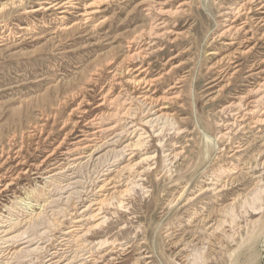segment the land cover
I'll list each match as a JSON object with an SVG mask.
<instances>
[{
    "label": "rangeland",
    "instance_id": "1",
    "mask_svg": "<svg viewBox=\"0 0 264 264\" xmlns=\"http://www.w3.org/2000/svg\"><path fill=\"white\" fill-rule=\"evenodd\" d=\"M52 1L67 0H0V213L6 215L11 201L25 198L28 189L42 184L31 164L51 166L53 158L42 163L44 156L65 133H76L97 112L94 106L110 85L109 71L122 58L125 40L148 22L145 6L138 4L166 2V8H175L185 1L180 12L164 17L167 27L183 34L174 42L172 35L155 38L154 48L163 50L143 63L152 69L149 77L163 74L152 87L157 96L183 76L181 86L172 89L180 91L179 98L168 103L178 129L165 131L160 137L163 147L150 137L145 149L136 153L137 159L155 155L148 162L155 168L146 170L145 163L132 173V189L121 198L122 206L106 205L101 213L106 223L87 238L115 239L126 248L106 255L98 264H264V165L259 169L262 192L256 202L233 201L219 231L213 237L204 231L206 223L218 217L219 208L252 189L254 174L259 173L246 166L263 148L264 124L245 130L233 127L223 139L217 135L222 129L218 124L231 121L235 114L230 103L262 77L254 71L262 70L264 63L249 69L264 57V42L237 58L239 70L227 79L225 89L219 90L227 82L224 79L210 82L217 74L208 69L220 56L209 51L225 53L235 47L227 50L224 40L212 39L224 25V13L241 0H79L61 20L59 8L45 9L47 4L42 3ZM92 1L99 3L101 11L85 22L80 14ZM34 8L40 9L31 12ZM179 62L183 64L171 69ZM80 101L78 113L74 108ZM73 136L63 139L55 157ZM18 148L19 158L14 154ZM165 148L181 150L171 167L164 161ZM228 169L233 180L217 193L212 182ZM8 181L13 184L5 187Z\"/></svg>",
    "mask_w": 264,
    "mask_h": 264
},
{
    "label": "bare ground",
    "instance_id": "2",
    "mask_svg": "<svg viewBox=\"0 0 264 264\" xmlns=\"http://www.w3.org/2000/svg\"><path fill=\"white\" fill-rule=\"evenodd\" d=\"M96 2L92 1L83 6V12L80 15L85 22L89 21L93 14L101 11L99 3ZM42 3L47 4L45 9L59 8L61 20L66 13H69V8L75 7L79 0ZM165 3L153 1L138 4L145 6L143 10L144 15L149 16L148 22L145 26L137 28L138 30L125 40L126 50L122 58L109 71L110 85L94 106L98 109L97 112L87 119L76 133H65L62 140L44 156L42 163L53 158L54 162L51 166L43 167L41 163L36 166L31 164L36 170L35 178H39L42 184H35L28 189L25 198L14 196L16 199L11 201V205L5 209L7 214L0 213V264H98L106 255L126 249L116 243L115 239L90 241L87 236L93 229L106 223L107 217L101 216L106 205L116 203L119 208L122 206L121 198L132 189L130 185L134 182L131 178L132 173H136L137 169L145 163L144 169L155 168L152 164H148L155 155L144 154L137 159L136 153L145 149L150 137H154L157 145L163 147L160 137L166 130L178 129L168 103L179 98L180 91L175 89L173 92L172 89L181 86L179 84L183 76L176 78L173 83L176 85H169L167 89H163V95L157 96L156 91H152V87L163 74L149 77L152 69L150 65L143 64L153 53L163 50L161 46L154 48L152 41L155 38L172 35L173 39L168 40L174 42L177 36L183 34L174 31V26L167 27L164 17L180 12L186 2L182 1L175 8H166ZM38 9L40 8L30 11L36 12ZM223 16L224 25L219 32L215 33L212 42L224 40L222 45L227 50L235 47L231 51L222 52L224 54L214 50L208 53L212 56L220 55L208 68L215 70L217 74L210 82L218 79L227 81L219 90L225 89L230 83L227 79L238 72L237 58L240 55H249L257 47L258 42H264V0H241L228 8ZM178 55L179 53L170 56L167 62ZM136 63L138 64L134 66ZM261 63H264V57L252 63L249 70L259 69ZM182 64L183 62L174 64L171 69ZM229 70L232 72L229 73ZM169 71L170 69L165 74ZM257 73L262 74L260 80L230 103L236 108L235 114L230 118L231 121L217 123L222 127L218 131L219 139L228 136L233 127L245 130L259 128L264 124V108L262 107L264 68L258 72L254 71V74ZM81 103V101L78 102V107L74 108L78 113L82 111ZM71 134H74L71 142L62 149L58 157H55L63 139ZM262 140V150L255 160L252 159L253 163H247L246 167L250 171H259L260 166L264 165V138ZM19 150L20 148L14 151L18 158L21 151ZM162 152L164 161L167 166L170 165L169 167L181 156V150L165 148ZM17 164L24 163L18 161ZM231 173L233 171L228 169L216 176L212 182L213 190L218 193L226 189L233 180ZM261 176L260 171L254 174L255 182L252 189L219 208L216 212L218 217L211 223H206V218L202 220L207 224H203L206 225L204 231L207 232V236H212L219 231L225 215L231 211L233 201L242 199L241 205L256 202L262 192ZM12 184L8 181L4 186L8 187ZM140 258L144 257L136 259ZM188 258L190 261V257Z\"/></svg>",
    "mask_w": 264,
    "mask_h": 264
}]
</instances>
